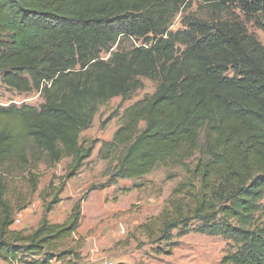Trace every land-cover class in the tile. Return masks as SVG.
<instances>
[{
  "label": "trees",
  "instance_id": "1",
  "mask_svg": "<svg viewBox=\"0 0 264 264\" xmlns=\"http://www.w3.org/2000/svg\"><path fill=\"white\" fill-rule=\"evenodd\" d=\"M198 1L213 11L236 3L245 17L264 10L263 0ZM189 5L190 0H0L1 83L18 93L37 91L43 99L38 107L0 105L3 260L52 264L77 256L74 235L84 197L60 223L49 222L47 214L91 156L94 143L81 133L99 106L113 97L128 99L147 78L156 82L154 92L123 110L121 124L98 150L100 158L115 162L102 188L141 178L159 165H180L186 179L161 212L139 226L147 239L170 242L173 231L222 236L237 246L221 264H264V223L258 219L264 213V45L235 17L185 14L184 28L172 31L176 15ZM123 38L132 47H120ZM66 158V173L39 191L43 215L37 226L11 229L9 179L22 177L34 193L40 165L50 169ZM27 199L17 192L22 205L16 210Z\"/></svg>",
  "mask_w": 264,
  "mask_h": 264
},
{
  "label": "rangeland",
  "instance_id": "2",
  "mask_svg": "<svg viewBox=\"0 0 264 264\" xmlns=\"http://www.w3.org/2000/svg\"><path fill=\"white\" fill-rule=\"evenodd\" d=\"M185 14L206 20L212 17L239 18L245 22L248 32L264 45V28L260 27L264 23V10L245 17L236 3H227L222 10L213 11L198 0H190L188 8L176 15L170 27L172 31L184 28L181 20ZM132 44V41L123 38L118 45L128 49ZM101 56L106 59L109 55L103 52ZM142 82L143 86L128 99L113 97L100 105L91 125L81 133L82 140L94 143L91 156L67 181L59 194V203L47 214L49 222L60 223L65 220L72 205L83 196L80 202L81 220L74 235V241L80 243V247L75 258L53 261L52 264H221L223 256L236 249L237 245L232 240L194 231L184 235L173 231L170 242L156 244L147 239L140 229L142 223L161 212L173 188L186 179V171L180 165H159L141 178L118 179L115 184L102 188L108 178L107 167L115 162L100 158L98 150L121 124L123 110L154 92L155 81L142 78ZM42 102L39 92L12 91L1 83L0 77V105L28 104L38 107ZM110 114H114L113 117L102 127L101 121ZM68 162V158L63 159L50 169L40 165L42 176L38 189L31 194L22 177L9 179L7 199L15 207L11 229L29 232L37 226L43 215L39 191L51 178L64 175ZM91 185L95 186L94 189L87 191ZM17 192L28 195L22 210H16L22 205L15 200ZM261 203L264 206V196ZM258 217L264 223V213H258ZM0 264L9 263L0 257Z\"/></svg>",
  "mask_w": 264,
  "mask_h": 264
},
{
  "label": "built area",
  "instance_id": "3",
  "mask_svg": "<svg viewBox=\"0 0 264 264\" xmlns=\"http://www.w3.org/2000/svg\"><path fill=\"white\" fill-rule=\"evenodd\" d=\"M138 45V44H137ZM17 222V220H15Z\"/></svg>",
  "mask_w": 264,
  "mask_h": 264
}]
</instances>
